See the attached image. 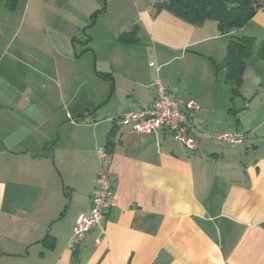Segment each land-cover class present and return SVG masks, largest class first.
Segmentation results:
<instances>
[{
	"label": "crops",
	"instance_id": "1",
	"mask_svg": "<svg viewBox=\"0 0 264 264\" xmlns=\"http://www.w3.org/2000/svg\"><path fill=\"white\" fill-rule=\"evenodd\" d=\"M161 1L0 0V264H264V5L222 35ZM230 36L256 41L239 96L213 67ZM157 79L198 105L194 151L112 122L150 106ZM99 148L113 206L73 244Z\"/></svg>",
	"mask_w": 264,
	"mask_h": 264
},
{
	"label": "built area",
	"instance_id": "2",
	"mask_svg": "<svg viewBox=\"0 0 264 264\" xmlns=\"http://www.w3.org/2000/svg\"><path fill=\"white\" fill-rule=\"evenodd\" d=\"M155 98L150 106L137 111H126L114 118L112 122L118 126H127L139 134L165 132L180 146L194 151L197 141L194 128L189 117L198 110V105L189 100L176 99L167 93L163 82L159 79L153 83ZM219 140L235 144L240 140L232 134H223ZM99 169L91 191V208L87 214L76 219L72 229V242L77 244L91 230L100 227L103 218L113 206V196L107 172L109 156L105 149L96 151ZM102 233V232H101ZM99 240H96L98 244Z\"/></svg>",
	"mask_w": 264,
	"mask_h": 264
},
{
	"label": "trees",
	"instance_id": "3",
	"mask_svg": "<svg viewBox=\"0 0 264 264\" xmlns=\"http://www.w3.org/2000/svg\"><path fill=\"white\" fill-rule=\"evenodd\" d=\"M16 1L7 0V6L13 8ZM263 5L264 0H163L154 5V10L156 13L167 11L194 26L202 25L206 21L215 22L217 31L224 35L248 25ZM118 41L137 44V30L121 34ZM255 50L256 41L253 38L230 36L224 58L219 63L213 62L216 72H224V82L232 87L234 96L240 95L246 63ZM113 136V132L108 135V148L112 145Z\"/></svg>",
	"mask_w": 264,
	"mask_h": 264
},
{
	"label": "rangeland",
	"instance_id": "4",
	"mask_svg": "<svg viewBox=\"0 0 264 264\" xmlns=\"http://www.w3.org/2000/svg\"><path fill=\"white\" fill-rule=\"evenodd\" d=\"M132 17H133V15L132 14H129L128 15V17H127V24H128V26L130 25V22H131V20H132ZM261 49H262V51H261V55H264V47H261ZM141 57H145V54L147 53L144 49H141ZM144 55V56H143ZM144 62H145V64H144V67H143V69L144 70H149V72L150 71H152V72H155V70H154V68H152V66H151V64H150V62H149V60H145L144 59ZM261 73L263 74V76H262V80H261V83H260V86H262V85H264V68L263 69H261ZM235 101L237 100V98H235L234 99ZM199 108V107H198Z\"/></svg>",
	"mask_w": 264,
	"mask_h": 264
}]
</instances>
